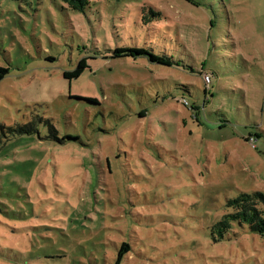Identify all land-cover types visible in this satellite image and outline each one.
Instances as JSON below:
<instances>
[{
	"label": "rangeland",
	"instance_id": "374dc122",
	"mask_svg": "<svg viewBox=\"0 0 264 264\" xmlns=\"http://www.w3.org/2000/svg\"><path fill=\"white\" fill-rule=\"evenodd\" d=\"M195 1L0 0V264H264L206 239L264 192V0Z\"/></svg>",
	"mask_w": 264,
	"mask_h": 264
},
{
	"label": "trees",
	"instance_id": "16d2710c",
	"mask_svg": "<svg viewBox=\"0 0 264 264\" xmlns=\"http://www.w3.org/2000/svg\"><path fill=\"white\" fill-rule=\"evenodd\" d=\"M73 10L82 11L83 8L90 2V0H62ZM192 5H197L195 0H188ZM142 22L145 24H152L159 20V12L154 10L153 7L143 8ZM113 56L116 57H137L143 56L150 62L165 65V66H177L181 65L179 60H175L173 56L166 54H158L151 51L147 47L138 46H122L116 47L113 50ZM83 63H79L77 69L71 73L72 76H77L81 71ZM184 69V68H183ZM203 69V68H201ZM205 70V69H204ZM7 70L0 67V79L6 74ZM67 75V74H65ZM253 137L248 136L247 141H251ZM254 145V143L251 142ZM224 212L220 218L209 227L206 238L212 245L221 244L225 241H229L235 234V229L238 227L243 232H249L251 234H257L261 238H264V192L252 191V192H240L237 196L228 199L223 205ZM247 229V230H246ZM130 250V244L122 242L117 249L116 258L114 264H120L124 254Z\"/></svg>",
	"mask_w": 264,
	"mask_h": 264
},
{
	"label": "built area",
	"instance_id": "2783aa9c",
	"mask_svg": "<svg viewBox=\"0 0 264 264\" xmlns=\"http://www.w3.org/2000/svg\"><path fill=\"white\" fill-rule=\"evenodd\" d=\"M204 77H205V79H206V82L209 83L210 80H211V75L206 73V74L204 75Z\"/></svg>",
	"mask_w": 264,
	"mask_h": 264
}]
</instances>
